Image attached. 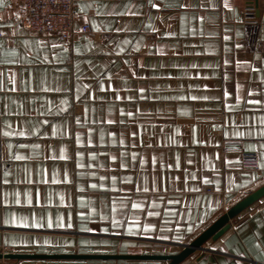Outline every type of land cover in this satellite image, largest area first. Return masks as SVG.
I'll return each mask as SVG.
<instances>
[{
    "label": "crops",
    "instance_id": "crops-1",
    "mask_svg": "<svg viewBox=\"0 0 264 264\" xmlns=\"http://www.w3.org/2000/svg\"><path fill=\"white\" fill-rule=\"evenodd\" d=\"M10 5L9 8H0V33L7 32L10 35L13 34V29H16L14 38L19 44L23 39L29 37H35L36 39H43L49 42H59L56 38L51 36H37L29 33L22 26V13L20 0H5ZM193 2L199 5L200 0H193ZM253 5L256 8L255 24H246L242 18V8L244 6V0H233V3L237 8L238 19H233L232 14L228 13V19L225 20V12L220 11L219 19L216 24H209V17H216L217 13L209 10L204 13V30L207 33L210 29L218 33L215 36L208 37L205 35L201 37L199 33L195 37L192 35L168 37L164 35L165 31H181V25L178 18V14L175 12L161 13L159 9H152L156 19L152 21L154 26L158 29V34L153 33L151 29H142L138 33H103L100 32L99 27L96 32L88 34L89 40H94L96 43L106 44L108 40L113 38H119L123 40L125 37L133 43L138 44V51L132 56H126L121 54L119 58L115 55L111 57L114 64L110 68L112 79L110 83L112 88L109 89L107 84L105 90L101 91L97 85L99 81L96 79H85L79 82L81 90L80 108L81 111L77 115L81 118V125L75 123V119L70 122L71 136L63 135V129L60 127L62 121L60 119L52 120L51 123L57 126V134L52 135L51 125L47 126V135L41 132L36 137H13L7 140L0 138V154L6 149L7 143L15 144L17 141L21 143H36L39 145L38 150L21 149L22 154L31 157L26 161L17 162L13 165L14 175L11 187H4L2 180V173H0V253L6 250L11 254L19 255H77V256H140V255H174L180 252L182 246L189 244L194 240L201 232L208 228L218 217L224 214L234 204L260 188L264 185V171L259 167V143H264V139L257 136H245L235 137L231 136V139L225 138L221 131H217L213 128V124H219L223 127V121L227 119L229 132L231 135V124L233 114L235 115L236 123H240L241 116L246 117L245 127L239 130H247L250 120L247 119L251 108H245L244 111H240L246 104V100L242 99L237 102L235 97L237 95V84L242 87L239 94L242 97L247 96V91L251 84L254 82L251 80L253 76L252 68L264 67V63L255 64L252 63L249 66L243 64H237L235 50L231 54L232 64L225 67L223 59L226 58V54L223 50V35L225 27H234L243 33L242 43L245 45L244 49L240 50L239 58L251 60L257 50L264 51V0H253ZM145 4L143 17H124L122 19H109L108 23H117L123 26L128 24L133 28L140 27L144 23H148L147 16L149 15L147 9V0H143ZM177 17L171 19V17ZM190 20V16H189ZM84 24L83 18L79 21L76 19V25ZM199 24V22H197ZM91 30V23L88 24ZM187 29L192 27V23L189 22L184 26ZM101 36V37H99ZM77 40V35L74 36L73 42ZM7 43V39L4 41ZM236 37L232 35L231 43L234 45ZM177 47L179 53H177ZM56 55L61 59H65V54L60 50L56 51ZM36 56V48L33 46V57ZM47 56L51 59L52 49L40 54V59L34 60L30 65L21 64L18 66H12V71L17 73L19 80L27 81L28 86L31 87L35 84L40 91L33 93L25 92H4L0 91V113L4 110V103L7 102L11 111L16 112L17 104L26 102L32 99L34 102L31 107L37 109L39 103H44L47 107L48 100H56L59 98H65L66 94L56 92H46L43 89L46 87L42 81L50 82V86H56L57 83L66 87H71L73 96L70 98V103L75 104V88L77 82L73 76L75 71L74 64L79 62L77 53L72 52V59L66 60L65 63H48L43 62V57ZM93 59L94 63L107 65L108 58L100 51H97L94 56L87 57ZM128 59L131 63L133 60L138 64H142L143 67H137L135 69L138 76L144 77L143 79H137L132 76L128 65L124 63V60ZM167 65V67L161 68V65ZM196 64L197 68H185L187 65ZM86 67V65H85ZM0 71L3 72L5 80L8 77L7 67L0 66ZM31 73V76H29ZM196 73H202L198 76ZM227 73V78L225 77ZM86 76L94 75L91 72H86ZM257 80H259L261 73H255ZM126 77L127 82L122 79ZM175 77V78H173ZM105 81L108 80V75H105ZM89 84L88 89L82 87L83 84ZM183 83L185 88L189 85L192 86V91L195 94H207L209 96H218L220 101H208V102H192L186 101L179 105H170L165 102L154 101H121L115 102L116 111L113 112L108 107L109 103H112V98L115 95V91L119 90L122 95H134L138 93L136 89L139 87H145L149 90V94L171 95L173 89L179 84ZM209 85L210 89L205 90L203 88L196 89V85ZM23 87V85H22ZM128 89V91H125ZM95 91V95L105 97L106 102L101 105L100 101H97L95 105L91 101L88 102L87 112H84V100L88 92ZM228 91L232 95L230 97H224L223 92ZM261 95V93H257ZM37 96H42L43 100L36 99ZM16 100V104H12V100ZM229 105L228 108H224L223 105ZM139 107L145 115L136 121H129L125 115V123L123 125L119 123L103 125L94 124L93 118L99 120L103 117L107 120L109 117L114 116L118 121L120 119V109L134 110ZM174 107H180L182 109H188V115H180L173 111ZM67 111V109H66ZM256 127H259L260 112L255 113ZM199 116V120H197ZM85 117L87 118V125H84ZM171 117V118H169ZM28 115L24 116V120H28ZM36 114L31 116V123L27 125L28 128L36 121ZM66 119V118H65ZM7 118L0 121V123H6ZM11 123L16 126L21 121L12 119ZM196 125V136L198 138H204L206 141L211 138L212 144H192V125ZM142 125V127H141ZM163 126L165 133L161 136L159 128ZM93 127L97 129L95 136L97 151L99 155L96 157L97 161L111 165L114 162L106 159L107 154L116 153L117 155L122 150L118 146L120 135L119 133L125 132L127 134V147L123 150L128 151V169H119L109 167V177L113 174L117 175L118 179L124 177L132 178L133 187L146 186L151 183L152 180L160 177L161 191H164L165 176L173 177L171 184L173 188L183 189L187 184L188 190L185 191H168L166 193L167 199L161 202L159 199L153 200L151 192L145 194L141 192L138 196L134 195L133 200H139L145 205V207L137 213L140 219L137 220L133 216H128L124 220L120 221L123 228H132V232L141 233L147 232L146 235H132L130 232H124L122 237L117 240L114 237V233L120 232L121 228H113L111 224V201L113 199H119L123 193L119 189L127 187V185L117 184V191H112L111 180L109 179L107 190H93L88 188L89 183L97 182L96 178L91 176H77L78 172L85 171H97L93 169H76L75 150L79 148L82 155L79 160L82 164L88 162L87 150L90 147L87 143V128ZM103 128L105 132L112 131L116 138V144H112L110 138L105 135V143L107 147H100L99 131ZM179 128V132L174 129ZM135 129L138 133L136 138V146L132 145L131 131ZM155 132L156 135L152 136L151 133ZM80 134L81 144L75 143L76 135ZM141 137L143 143H141ZM175 140V144L172 141ZM225 142H239L243 152L255 153L258 158L257 168L244 166L242 164L241 156L239 154H226L223 152V145ZM255 145L256 147L250 149L249 145ZM146 145H152L146 147ZM65 149V154L69 158L66 162L60 159V148ZM136 151L137 155H143L146 163L143 166L144 174L137 177L134 175L135 171L141 168V165L137 161H132L131 153ZM193 154L189 157L188 153ZM163 155V163L165 169L161 171L160 157ZM46 156L48 158H46ZM206 157L202 160L201 157ZM157 160L156 164L152 163V158ZM191 159L192 164H188L187 160ZM225 159L233 161L234 166L229 168L225 166ZM171 164L172 167L168 168L167 165ZM179 164L180 167L176 165ZM135 165V168H133ZM39 168L42 179L39 184L29 183L31 174ZM213 168L219 169L220 175L213 174ZM27 169V173L25 172ZM197 169H202L204 175H207L210 179L221 181L220 184L204 185L200 180H191L185 177V170H187L189 177L190 174ZM67 170L70 176L69 182L65 183L62 179L63 174ZM53 171H55V178H53ZM104 169L101 168L97 171V177L102 174ZM27 175L28 179H25ZM252 175L258 177L257 181H252ZM178 178V179H175ZM19 181V183L17 182ZM247 188H238V184H249ZM198 188L199 192L192 189ZM224 188L231 189L230 192L223 191ZM39 191L42 194V205H29L23 203V197L27 194L28 199H33L34 192ZM19 194V195H17ZM7 196L10 200L8 206L3 205V198ZM83 197L81 200L80 197ZM63 197V200L61 199ZM107 197L109 207L102 209L101 205L104 202V198ZM21 199L22 203L15 204V199ZM168 199L179 201V205L172 204L169 207L185 206V210L182 211L184 221H187L189 215L193 218L194 227L191 233L186 231V223L180 225L181 214L172 216L170 213L165 214L164 206L167 205ZM213 201H219L218 204ZM191 204V213L186 210L187 203ZM206 202L212 205V212H207ZM150 203L159 204L160 207L154 209L148 208ZM128 210L131 209V202L127 205ZM91 209V215L89 214ZM149 211H155L158 215L148 216ZM8 213V218L15 217L17 224L20 222V218L31 219L32 216L44 223L45 227L40 229L34 228H21L14 225H3L4 213ZM198 212H205V219L203 223L195 220V216ZM82 214V216H81ZM101 215H107V220H101ZM59 216L61 221L66 217L71 216L76 224V229H48L46 227L47 222L52 220L56 221V217ZM117 219H119L117 217ZM170 221V223H164ZM150 224L151 228L144 229V224ZM91 227L98 229L104 227L109 229L108 232H81L80 227ZM161 232L165 235L171 233L172 235H180V240H163L160 238ZM32 239H37V244L31 243ZM48 239L49 244H45L44 240ZM76 241L75 247L69 245L67 241ZM89 240L92 241V247L82 248L79 245V241ZM107 240L109 244L115 243L117 245L115 250L108 248L105 250L103 246H99V242ZM8 241V243H5ZM264 244V197H262L252 208H250L246 214L242 217L231 220L229 226L225 232H223L217 239L208 240L203 249L195 252L180 264H236V261H240L241 264H261V261L255 257L257 254L264 252V247L260 245ZM121 245H128L126 248H121ZM99 246V247H97ZM238 252H246L245 255H237ZM0 264H167V262L159 260H124V259H21V260H0Z\"/></svg>",
    "mask_w": 264,
    "mask_h": 264
},
{
    "label": "snow or ice",
    "instance_id": "snow-or-ice-1",
    "mask_svg": "<svg viewBox=\"0 0 264 264\" xmlns=\"http://www.w3.org/2000/svg\"><path fill=\"white\" fill-rule=\"evenodd\" d=\"M10 5L5 2V0H0V8H9ZM147 9L149 12V15L147 16L148 23H144L142 25V28L137 27L133 28L129 26L128 24H124L121 26L117 23H108L109 19H122L124 17H143L144 16V10H145V4L143 3V0H75L74 5V12L76 15L77 21H79L81 18H83L84 24L88 25L89 22L91 23V31L96 32L97 28L99 27L100 32L103 33H138L142 31V29H151L153 33L158 34V29L154 26L152 21L156 19V17L151 14L152 9H159L161 13L166 12H175L178 14V18L181 25V31L177 33L176 31H165L164 35L168 37H177L179 36H187L192 35L195 37L197 33L201 37H204L207 35L208 37H212L217 35L213 30H209L207 33H205L204 30V21H205V15L204 13L208 12L209 10L216 12V17H209L208 23L209 24H216L219 19V13L220 11L225 12V20L228 19V13L232 14L233 19H238L237 16V8L236 5L233 3V0H200L199 5L195 4L193 0H147ZM190 16V20H189ZM177 17H171V19H176ZM189 22L192 23V27L190 29L185 28L184 26L188 24ZM199 22V24H197ZM73 30L77 33V40L75 42L73 41H60V42H49L47 40L43 39H36L35 37H29L27 39H23L19 44L16 42V39L14 38L16 34V29H13V34L10 35L7 32L0 33V66L7 67L8 70V77L7 80L4 78V74L2 71H0V91L4 92H25V93H37L40 91V89L33 84L31 87L28 86L27 81L19 80L17 77V73L12 71V66H18L21 64H32L34 60L40 59V54L42 52H46L49 47L52 49V56L51 59H49L47 56L43 57V60H41V63L48 62V63H60L63 64L66 62V60L72 59L71 53L75 52L77 53V56L79 57V62L74 64L75 71L73 73V76L77 82V87L75 88V104L70 103V98L73 96V91L71 87H66L62 84L57 83L56 86H50V82L42 81V83L46 84V87L43 89L46 92H56L61 94H66L65 98H59V101L57 103L56 100H48L47 101V107H45L44 103H39L37 105V108L39 111L37 112V109H34L31 107V104L34 102L32 99L27 100L24 103L17 104V111L13 112L9 108V105L7 102L4 103V110L2 113H0V121L7 118L6 123H0V138H3L4 140H7L9 138L13 137H26V136H32L36 137L41 132H44L45 135H47L46 128L47 126L51 125L52 128V135L55 136L57 134V126L55 124H52V120L60 119L62 121L60 127L63 129L62 134L71 136V127L70 122L75 119V123L77 125H81V118L79 115H77L78 112L81 111L80 108V100H81V90L79 86V82L85 79H96L99 81L97 87L101 90H105V86L107 84V87L109 89L112 88V84L110 83L112 76L110 73V68L114 64V61L111 59L113 55H115L117 58L120 57L121 54H124L126 56H132L138 51V44L131 43L127 37H125L123 40H120L118 37L108 40L106 44L103 43H96L94 40H89V36L87 33L84 32L82 28H80L77 25H74ZM224 35H223V41L225 42L223 44V50L226 54V58L223 59V64L225 67L230 66L233 62L231 54L235 50L236 54V63L243 64L246 67L249 66L252 63L255 64H261L264 63V51L257 50L256 53L253 55L251 60L247 59H240L239 53L240 50L244 49L245 45L242 43L243 33L237 28L234 27H225L224 28ZM235 35L236 42L234 45L231 43L232 41V35ZM5 39H7V43H5ZM33 46L36 48V56L33 57ZM60 50L62 53L65 54V59H61L59 56L56 55V51ZM97 51H100L104 54L106 58H108L107 65L102 64H96L94 63L93 59H88L87 57L94 56ZM177 53H179V48L177 47ZM124 63L128 65L129 70L131 71V74L133 77L137 79H143L144 77L138 76L135 69L137 67H143L142 64L138 65L134 60L130 63L128 59L124 60ZM86 65V67H85ZM167 67V65H161V68ZM187 68L195 69L197 68L196 64H190L187 65L185 68V71H187ZM86 72H91L94 75L86 76ZM253 76L251 77V80L254 82L250 85L247 96L242 97L239 92L241 89V85L237 84V95L235 97L237 102H240L242 99L246 100V104L240 108V111H244L245 108H251V111L249 112V116L247 119L250 120V123H248L247 130H237V129H243L245 127V119L243 115L241 116L240 123H236L235 121V115L233 114L232 124H231V135L229 132V126L228 121L225 119L223 121V127L219 124H213V128L217 131H221L223 137L231 139V136L235 137H251V136H257L261 139H264V67L259 68H252ZM261 73V76L259 80H257L255 73ZM108 75V80L105 81V75ZM196 75L200 76L202 73H196ZM29 76H31V73H29ZM225 77L227 78V73H225ZM175 78V77H173ZM125 80V83L127 82L126 77L122 78ZM23 85V87H22ZM84 89H88L90 87L89 84L85 83L82 85ZM196 89L203 88L205 90H209L210 86L205 85H196ZM125 91H128V89H125ZM138 95H122L120 94L119 90L115 91V95L112 98V103L108 104V107L113 110V112L116 111L115 102H121V101H136L137 99L139 101H154V102H165L170 105H179L186 101H192V102H208V101H220V97L218 96H209L207 94H195L192 91V86L189 85L187 88L183 85V83L179 84L176 88L173 89V94L171 95H159V94H149V90H147L145 87H139L136 89ZM257 93H261V95H257ZM232 94L228 91L223 92L224 97H230ZM36 99L43 100L42 96H37ZM91 101L93 105L97 101L101 102V105L106 102L105 97L97 96L95 95V91L88 92L85 96L84 100V112H87V105L88 102ZM12 104H16V100L11 101ZM224 108H228L229 105L224 104ZM67 109V111H66ZM120 119L117 121L114 116L109 117L107 120H105L103 117H101L99 120L93 118L94 124H100L103 125L104 123L107 124H115L119 123L123 125L125 123L124 117L125 115L129 119V121H136L138 122L141 117L145 115L141 111L139 107H136L134 110L130 109L125 111L124 109H120ZM174 112L179 113L180 115H188L189 110L188 109H182L180 107H174ZM262 113V115L259 116V127H256V112ZM33 114H36V121L30 128L27 127L29 123H31V116ZM28 115V120H24V116ZM66 118V119H65ZM171 118V117H169ZM12 119H16L17 121H21V123H18L16 126H13L11 123ZM197 120H199V116H197ZM84 125H87V118L85 117ZM142 127V125H141ZM174 131L179 132V128L174 129ZM159 132L161 133V136L165 133V128L161 126L159 128ZM97 134V129L93 127L87 128V143L90 146L87 150L88 155V162L86 164H82L79 160V157L82 155V152L79 148L75 150V155L77 159L75 160V168L81 169H93L95 168L97 171L101 168L104 169V172L102 174H99L97 177V171H85V172H78L76 173L77 176H91L93 178H96L97 182L89 183L88 188L93 190V192L97 190H107L108 188V182L109 179L111 180L112 185V191H117L116 185L119 183L121 185H127V187H121L119 189L120 192L123 193V195L117 200L113 199L111 201V214H112V220L111 224L113 228H121L120 232L114 233L115 239L119 240L122 237V234L124 232H130L132 235H146L147 232H141L136 233L132 232V228L129 227L127 229L123 228L120 224L121 220H124L128 216H133L135 219L139 220L140 216L137 215L139 210L143 209L145 205L141 203L139 200H133L132 197L134 195H139L141 192L147 194L149 192L153 195V200L159 199L161 202H163L165 199H167L166 193L168 191H187V184H185V187L183 189L179 188H173L171 184V180L174 179L170 176H165V183H164V191H161V182L160 177H157L156 179L152 180L151 183L147 184L146 186H136L133 187L132 185V178L124 177L122 179H118L117 175L113 174L109 177L108 169L109 167L112 168H119V169H128V151L123 150L127 147V134L125 132L119 133L120 139L118 146L122 148V150L117 155L116 153L107 154L106 159L109 161L114 162L111 165L102 164L97 161L96 157L99 155V152L97 151V144L95 136ZM105 135L110 138L112 144H116V138L113 135L112 131L105 132L103 128L99 131V141L100 147H107V144L105 143ZM132 137V145L133 147L136 146V138H137V131L133 129L130 133ZM152 136H155L156 133L153 131L151 133ZM75 143L77 145L81 144V138L80 134L78 133L76 135ZM141 143H143L142 137H141ZM173 144H175V140L172 141ZM192 144H212L211 138H209L207 141L204 138H198L196 136V125H192V138H191ZM152 145H146V147H151ZM250 149L256 147L255 145H249ZM259 157H260V163L259 167L262 171H264V143H259ZM31 148L32 150H38L39 145L36 143H21L17 141L15 144L13 143H7L6 149L3 152V154H0V173H2V180H3V186L4 187H11V184L13 182L14 175H18L19 173H14L13 171V165L17 162L26 161L31 159L29 156H25L22 154L21 149H28ZM193 153L190 151L188 153L189 157ZM46 158H48L46 156ZM60 159L68 161V157L65 154V149L63 146L60 148ZM131 159L132 161H137L141 165V168L138 171L134 172V175L137 177L142 176L144 174V168L143 166L146 163L145 157L143 155H137L136 151H132L131 153ZM202 160H205L206 157L202 156ZM152 163L156 164L157 160L155 157L152 158ZM188 164H192L193 161L191 159L187 160ZM226 167H233V161L229 159H225L224 161ZM177 167H180L179 164L176 165ZM168 168H171L172 165L168 164ZM133 168H135V165H133ZM160 168L161 171L165 169V165L163 163V155L160 157ZM25 172L27 173V169H25ZM213 174L214 175H220L219 169L213 168ZM55 171H53V178H55ZM185 177L190 178L191 180H200V182L204 185L209 184H220L221 181L210 179L207 175H204L202 172V169H197L196 171L189 174L187 170H185ZM25 179H28L27 175L25 176ZM42 179L40 169L37 168L34 173L31 174V179L28 180L29 183L32 184H39ZM63 181L65 183L69 182L70 176L67 170H65L63 177ZM178 179V178H175ZM258 177L256 175H252V181H257ZM19 183V181H17ZM251 182L249 184H238L236 185L238 188H247L250 186ZM193 191L199 192L200 189L194 188ZM223 191L230 192L231 189L224 188ZM19 195V194H17ZM81 200H83V197H80ZM42 194L39 191L34 192L33 199L29 200L27 194L23 197V203L29 204L32 206L35 205H42ZM63 200V197L61 198ZM15 204L19 205L22 203L21 199L17 198L15 199ZM131 202V209L135 210L133 212H130L128 210V203ZM10 200L7 196H4L3 198V205L8 206L10 204ZM213 203L218 204L219 201H213ZM177 204L179 205V201H174L171 199H168L167 205L164 206V212L165 214H171L172 216H176L177 214H181V221L178 224V229L180 228V225L185 224L187 225L186 231L188 233H191L193 231L194 222L191 215H189V218L187 221H184L182 216V211L185 210V206H179V207H169L168 205ZM102 209H107L109 207L107 197L104 198V202L101 205ZM148 208H156L160 207L159 204L150 203L147 205ZM206 209L207 212H212V205L210 203L206 202ZM186 210L191 213V204L190 202L187 203ZM89 214L91 215V209H89ZM158 215L155 211H149L148 216H156ZM205 212H198L195 216V220L199 221L200 223H203L205 219ZM82 216V214H81ZM117 217L119 219H117ZM100 219L107 220V215H101ZM3 225H14L21 228H34V229H40L45 227L44 223L38 221L35 216H32L31 219H25L24 217L20 218L19 224H17L16 218L13 216L11 219L8 218V213H4V219L2 221ZM164 223H170V221H165ZM46 227L48 229H76V224L73 221L71 216L66 217L63 221H61V218L59 216L56 217L55 223H53L52 220H49L47 222ZM151 228L150 224H144V229ZM99 231V232H108L109 229L100 227L98 229H93L91 227H83L81 226L79 231L81 232H92V231ZM160 238L163 240H180L182 237L180 235H172L169 233L168 235H165L163 232H161ZM5 243H8V241H5ZM31 243L33 245L37 244V239H32ZM45 244H49L50 241L48 239L44 240ZM69 245H72L75 247L77 244L76 241H67ZM92 241L89 240H81L79 241V245L84 248L92 247ZM99 246H103L105 250L108 248H111L112 250H115L117 245L115 243L109 244L107 240H102L99 242ZM97 246V247H99ZM128 245H121V248H126ZM260 247H264V244L260 245ZM246 252H238L237 255H245ZM257 260L261 261V264H264V252H261L256 255L255 257ZM229 264H232L231 261H229ZM236 264H241L240 261H236Z\"/></svg>",
    "mask_w": 264,
    "mask_h": 264
},
{
    "label": "built area",
    "instance_id": "built-area-1",
    "mask_svg": "<svg viewBox=\"0 0 264 264\" xmlns=\"http://www.w3.org/2000/svg\"><path fill=\"white\" fill-rule=\"evenodd\" d=\"M253 0H244L242 18L246 24H255L256 8ZM22 26L31 34L37 36H51L60 41H72L77 33L73 30L76 25L74 12L75 0H20ZM85 33L90 34L88 25L79 26ZM101 37V36H99ZM223 152L239 154L242 164L257 168L258 158L255 153L243 152L239 142H225ZM2 254L8 253L6 250Z\"/></svg>",
    "mask_w": 264,
    "mask_h": 264
},
{
    "label": "water",
    "instance_id": "water-1",
    "mask_svg": "<svg viewBox=\"0 0 264 264\" xmlns=\"http://www.w3.org/2000/svg\"><path fill=\"white\" fill-rule=\"evenodd\" d=\"M262 197H264V185L234 204L224 214L218 217L208 228L201 232L189 244L182 246L180 252L174 255H140V256H77V255H19L0 253V260L21 259H124V260H159L167 264H180L189 256L203 249L208 240L217 239L229 226L231 220L242 217Z\"/></svg>",
    "mask_w": 264,
    "mask_h": 264
}]
</instances>
